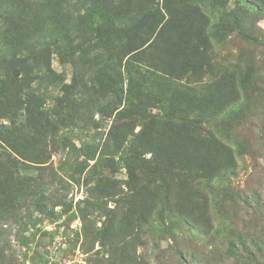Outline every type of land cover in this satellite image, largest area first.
I'll list each match as a JSON object with an SVG mask.
<instances>
[{
    "label": "rangeland",
    "instance_id": "1",
    "mask_svg": "<svg viewBox=\"0 0 264 264\" xmlns=\"http://www.w3.org/2000/svg\"><path fill=\"white\" fill-rule=\"evenodd\" d=\"M227 6L239 28L207 0L97 1L119 88L85 77L0 188V264H264V0Z\"/></svg>",
    "mask_w": 264,
    "mask_h": 264
},
{
    "label": "trees",
    "instance_id": "2",
    "mask_svg": "<svg viewBox=\"0 0 264 264\" xmlns=\"http://www.w3.org/2000/svg\"><path fill=\"white\" fill-rule=\"evenodd\" d=\"M97 1L0 0V188L11 202L20 196L14 191L19 172L48 159L47 150L39 147L41 138L52 131L47 122L65 105L78 101L80 82L87 77L91 86L103 82L111 91L119 88L111 61L100 58L108 44L95 43L102 38L109 42L110 35L95 20ZM207 1L239 28L237 16L227 6L229 0ZM105 16L100 17L107 22ZM238 33L243 34L241 29ZM54 52L62 63L72 64L70 81L53 67ZM112 103L108 94L102 106L110 109ZM54 130L55 141H61L58 126ZM171 192L169 186L165 195Z\"/></svg>",
    "mask_w": 264,
    "mask_h": 264
}]
</instances>
